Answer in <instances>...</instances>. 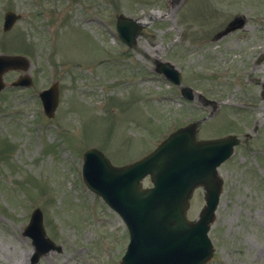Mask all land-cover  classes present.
Masks as SVG:
<instances>
[{
  "label": "rangeland",
  "instance_id": "obj_1",
  "mask_svg": "<svg viewBox=\"0 0 264 264\" xmlns=\"http://www.w3.org/2000/svg\"><path fill=\"white\" fill-rule=\"evenodd\" d=\"M8 11L21 20L3 32ZM119 16L144 23L132 49L118 38ZM242 16L243 29L217 37ZM263 53L264 0H0V55L27 57L34 82L0 94V264H30L35 248L24 230L37 208L60 247L40 264H119L128 230L84 184V152L99 149L123 166L199 120L198 139L243 141L219 170L224 191L209 264H264V58L253 65ZM159 63L216 105L197 94L182 99L156 73ZM52 82L61 99L49 119L38 95ZM204 206L200 188L189 218Z\"/></svg>",
  "mask_w": 264,
  "mask_h": 264
},
{
  "label": "water",
  "instance_id": "obj_2",
  "mask_svg": "<svg viewBox=\"0 0 264 264\" xmlns=\"http://www.w3.org/2000/svg\"><path fill=\"white\" fill-rule=\"evenodd\" d=\"M7 16L6 30L16 20ZM142 26L120 18L118 31L130 46L140 35ZM22 57H0V91L4 88L2 75L9 69L24 68ZM177 80V79H176ZM175 80V81H176ZM188 97H191L187 94ZM43 100L52 116L57 103V88L46 93ZM196 125L180 129L144 159L125 167H114L98 150L84 155V179L87 185L116 210L127 223L131 243L123 264H206L213 255L208 236L220 203L222 180L217 168L240 143L230 136L221 140L196 142ZM151 176L154 187L144 190L142 181ZM206 191V206L197 222L187 219L189 200L194 190ZM27 234L43 242L49 251L53 244L46 238L42 215L34 213ZM41 253H37L34 263Z\"/></svg>",
  "mask_w": 264,
  "mask_h": 264
}]
</instances>
